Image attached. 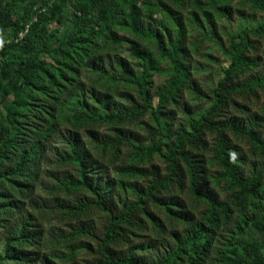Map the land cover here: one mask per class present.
<instances>
[{
	"label": "rangeland",
	"instance_id": "rangeland-1",
	"mask_svg": "<svg viewBox=\"0 0 264 264\" xmlns=\"http://www.w3.org/2000/svg\"><path fill=\"white\" fill-rule=\"evenodd\" d=\"M0 1L21 23L40 3ZM84 1L58 0L20 48L0 53V264H225L221 255L230 264H264V39L252 33L264 11L242 0H127L137 26L156 33L163 58L130 31L126 8L104 20L99 5L77 21L72 9ZM6 25L0 18L4 44L20 31ZM238 35L247 38L249 67L231 69L230 41ZM176 37L183 77L170 87ZM131 45L149 64L150 109L116 125L77 121L144 108L131 84L143 71ZM202 118L218 128L237 174L260 176L244 209L218 179L216 132L191 127ZM183 138L178 152L202 197L191 194L181 157L173 175L162 156ZM24 155L26 166L15 174ZM128 169L141 174L121 173Z\"/></svg>",
	"mask_w": 264,
	"mask_h": 264
},
{
	"label": "trees",
	"instance_id": "trees-1",
	"mask_svg": "<svg viewBox=\"0 0 264 264\" xmlns=\"http://www.w3.org/2000/svg\"><path fill=\"white\" fill-rule=\"evenodd\" d=\"M40 3L36 4L31 12L29 13L27 19L25 22L21 23V19H13V17L8 13H3L4 8L1 5L0 1V18H2L6 26L9 28L15 29L16 34L19 30V32L15 35L10 43L4 44L2 48H0V53L10 50L11 52L15 48H20V46L26 42L29 37L31 36L33 30L38 27L41 22L42 18L47 14V12L52 8V5H54L58 0H44L41 3V0H39ZM60 1V0H59ZM69 1V0H68ZM177 2L181 0H175ZM210 2H215L216 0H209ZM243 2L249 4L252 9L254 10H260L264 11V3L262 0H242ZM105 4H107L105 6ZM92 5V6H91ZM100 5V12L102 13V17L104 20L109 19L112 15H124V8L128 10L127 18L130 22V31L139 39L144 41L152 42L159 53V55L163 58H168L167 51L163 47L161 43L157 41L156 33L150 29V28H142L137 26V19H136V13L134 11V7L127 1V0H85L83 4L79 6V8L72 9V14L75 17V19L79 22H86V20H89V15L86 14L88 11H91L93 8H96ZM44 10V13L42 14L40 11ZM41 13V14H40ZM79 14V16L77 15ZM35 17V21H33V18ZM28 27L27 33L24 35V37L21 40H18L15 42V40L18 38V35L22 33L25 28ZM19 27V28H18ZM252 33L256 36L262 37L264 39V23L259 25L257 28H255ZM1 42V41H0ZM247 38L245 35H238L231 39L230 41V53L232 57V66L231 69H239L242 66L249 67V63L244 60L242 57V53L247 46ZM178 45H179V37H176L173 43L170 45V48L173 52V58L170 59L171 64L173 65V75L172 79L170 81V87H176L177 84H179L182 80L183 73L179 70L178 67ZM130 53L133 58L138 59L142 62L143 71L139 77L131 79V84L137 87L138 93L141 97V100L144 104V108L137 109V110H131V111H123L118 112L116 114H108V115H100L95 112H91L88 114V116H82L77 121H83V122H96L99 124H105V125H116L123 122H128L137 119L138 117L144 115L148 109H150V105L146 100V93H145V77L146 74L149 71V64L147 62V59L141 56L137 51L135 45H131L130 47ZM22 63V62H21ZM25 82L29 85H31V82L28 78L24 77ZM258 84L260 87L264 90V71L262 76L258 80ZM217 98V106L221 103V100L219 95L216 96ZM214 108H217L216 106ZM211 115V110L208 112L207 117ZM202 126L206 127L207 129L216 132L217 134V144H216V161L220 165L222 169V173L218 176L219 180H227L228 186L231 189H235L237 191V194L235 196L236 200H240L241 203H239L240 209H244L246 198L251 195L254 188L258 186V183L260 181L259 175H252L249 179H242L236 172L234 161L229 159L227 156V149L225 146V142L221 134L219 133V130L217 127L212 126V124H209L204 121V118L193 121L191 123V127L193 130L197 131ZM228 130H231L235 134L243 135L247 137L249 140H251L253 143L256 142V140L248 133L247 130L235 128L233 126H227ZM183 137H187V134L184 133ZM117 140L121 142V138L118 136ZM183 139H179L177 142V145L173 147L170 150V154L168 156L162 155L163 158L170 164V169L172 171V174H176V162L175 159L179 156L183 160L184 164L187 167V172L190 176V192L192 195L196 197H202L197 190H196V178H195V172L193 167L191 166L190 162L183 158L181 154L178 152L181 150ZM110 145V144H108ZM264 145V144H263ZM154 151L158 154H161V149L159 146H155ZM28 156L24 155L22 156L18 164L16 166V172L15 174H20L21 171L26 166ZM123 175H138L141 174L138 171L128 169L123 170L121 172ZM144 176V174H143ZM209 205L213 209H218L225 219L228 218V212L222 205H217L212 201H209ZM115 219H112L111 224H114ZM209 221L214 222L213 217H210ZM203 234V231L194 232L190 235L189 241L192 243H195L198 241L199 237ZM220 260L225 264H230L231 261L229 258L225 257L224 255L220 256ZM127 264H136L135 262L129 261Z\"/></svg>",
	"mask_w": 264,
	"mask_h": 264
},
{
	"label": "built area",
	"instance_id": "built-area-1",
	"mask_svg": "<svg viewBox=\"0 0 264 264\" xmlns=\"http://www.w3.org/2000/svg\"><path fill=\"white\" fill-rule=\"evenodd\" d=\"M40 12L43 14L44 13V10H41ZM77 15L79 16V14H77ZM33 21H35V17L33 18ZM28 27L29 26H27L25 28V30L18 35V38L15 40V42H17L18 40H21L24 37V35L27 33ZM3 45H4V43L3 42H0V48H2Z\"/></svg>",
	"mask_w": 264,
	"mask_h": 264
}]
</instances>
